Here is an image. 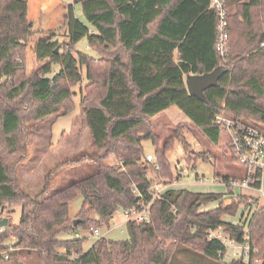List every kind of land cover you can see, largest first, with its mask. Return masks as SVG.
<instances>
[{
    "label": "trees",
    "instance_id": "trees-1",
    "mask_svg": "<svg viewBox=\"0 0 264 264\" xmlns=\"http://www.w3.org/2000/svg\"><path fill=\"white\" fill-rule=\"evenodd\" d=\"M74 2L80 4L84 20L69 4L57 28L40 31L28 17L27 0H0V206L12 201L21 207L18 223L0 233V264L6 260L13 264H255L256 258L263 260L264 204L246 193L224 203V196L234 194L228 185L224 192L167 190L152 201L148 221L126 222L125 239L102 236L84 250V238L60 241L56 235L99 228L101 223L108 226L118 208L139 205L137 192L149 197L155 178L150 174L178 178L165 154L176 138L188 151L182 135L186 124L175 126L160 144L151 122L170 106L182 111L213 145L219 143L221 127L213 119L220 112L264 129V47H260L264 0H228L224 57L215 47L217 17L208 7L209 0ZM36 33L31 47L35 65L29 74L26 46ZM82 38L97 56L75 50ZM82 68L86 83L80 107L94 148L89 159L96 169L64 188L58 207L80 196L84 208L79 214L92 212L99 222L83 216V221L75 219L77 225L68 227L59 209L41 222L39 212L49 198L43 201L23 192L11 174L26 151L23 122L72 109L71 87L82 80ZM216 68L220 70L216 82L202 96L187 91L188 74L202 75ZM146 140L155 146L153 161L146 160ZM109 156L119 163L104 162ZM198 157L207 158L204 153ZM192 160L187 157L188 163ZM222 178L227 182L232 177ZM238 214L235 223L224 219ZM220 225L235 242L247 241V262L225 261L223 243L207 237L209 229ZM11 236L15 243L3 245ZM71 253L73 259L68 258Z\"/></svg>",
    "mask_w": 264,
    "mask_h": 264
},
{
    "label": "rangeland",
    "instance_id": "rangeland-1",
    "mask_svg": "<svg viewBox=\"0 0 264 264\" xmlns=\"http://www.w3.org/2000/svg\"><path fill=\"white\" fill-rule=\"evenodd\" d=\"M61 2L67 6L73 4L76 17L84 20L79 3L74 2V0H61ZM37 36V33L33 35L26 46L27 71L29 74L32 73L35 65L31 47ZM60 37L64 41L68 40L66 37ZM74 48L76 51L97 56L88 45L86 38L79 40ZM82 75V80L71 87L74 92L72 109L66 112L58 111L42 119H30L23 122L22 129L28 136V141L25 144L26 151L23 153L21 161L14 165V172L11 174L13 177L14 174L16 175L19 189L23 192L34 197H42L41 200L43 201L49 198L42 203L45 207L42 205L39 212L42 214L41 222L47 220L51 214L59 209L64 213L62 214L64 219L61 217L64 220L63 223L67 224L68 227L73 224L75 219L80 222L83 221V216L91 217L89 221L99 222L98 217H94L95 214L92 212L85 211L83 214H79V210L84 208L80 196L68 200L61 207H58L59 199L65 195L61 191L73 181L90 175L96 169L94 163L89 159L94 154V148L83 110L80 107L82 89L86 83L83 68ZM151 122L153 131L160 137V144L172 135L175 126L178 124L184 122L188 128L184 129L182 133L188 151L185 152L181 138H176L165 154L174 174H181L180 187L183 186L192 191L224 192L225 186L222 182H219L218 178L233 177L242 172L241 166L231 160V152L226 146L225 136L221 133L219 143L217 145L211 144L198 128H195L190 122L188 123L185 114L176 106L172 105L165 111L160 112L151 118ZM143 146L146 155L151 154L154 156L155 146L149 140L144 141ZM201 153L206 154L207 158H195L196 154ZM188 156L193 157L191 163L187 161ZM104 162L112 165L119 163L113 156H109ZM150 176L155 177L154 180L158 179L152 174ZM57 192L60 193L57 194ZM241 192V194L253 195L259 200L260 204H264V176L262 178L261 193L249 189H242ZM229 195L232 196L233 194ZM215 205L216 202L209 204L206 208ZM20 214L21 207L17 203L5 201L0 206V219L7 218L8 221L6 226L0 227V233L8 225L18 223ZM224 218L226 221L235 223L240 218V214L236 217L226 216ZM73 225L76 226L77 224ZM83 225L86 226L87 224ZM82 228L60 231L56 238L60 241L84 238L83 248L87 250L98 237L88 229ZM108 228L109 231L105 234L107 238L121 240L127 237L126 219L122 210H117L114 213L108 226L101 223L98 229L102 234ZM13 243H15V238L11 236L4 240L3 245ZM230 252L229 249L227 256H224L225 261L231 260L229 258ZM2 263L13 264V261L6 260Z\"/></svg>",
    "mask_w": 264,
    "mask_h": 264
},
{
    "label": "built area",
    "instance_id": "built-area-1",
    "mask_svg": "<svg viewBox=\"0 0 264 264\" xmlns=\"http://www.w3.org/2000/svg\"><path fill=\"white\" fill-rule=\"evenodd\" d=\"M228 0H209V8L214 10L217 22H216V49L221 57H224L228 52V12H227ZM260 47H264V40L260 42ZM213 123L221 127L220 134L225 136V143L231 152V157L238 163L242 172L238 177H232L229 181L225 182L223 178L219 179L225 188L227 185L233 189V195H226L223 197V201L230 202L232 198L242 193V189L256 190L262 192V178L264 176V129L258 128L252 124L246 123L240 119L233 118L220 112L214 116ZM147 161H153L154 156L151 154L146 155ZM178 178H161L153 180L151 186L147 191V196H143L137 192V196L140 198L138 206H132L127 208H118L122 210L126 222L133 221L142 223L150 219V205L153 200L161 198V196L170 189L182 188L180 187V173ZM199 179V178H198ZM116 210V211H117ZM89 231L95 234L98 239L109 231V228L102 234L97 227L90 226ZM207 237L209 239L220 240L226 248L224 256L229 253L230 259L242 258L243 261L249 260V245L247 241L237 243L230 239L223 230V226H218L215 229H209L207 231ZM246 240V239H245ZM74 254L68 255L69 259L74 258ZM262 260L256 258L255 264H260Z\"/></svg>",
    "mask_w": 264,
    "mask_h": 264
},
{
    "label": "crops",
    "instance_id": "crops-1",
    "mask_svg": "<svg viewBox=\"0 0 264 264\" xmlns=\"http://www.w3.org/2000/svg\"><path fill=\"white\" fill-rule=\"evenodd\" d=\"M27 4L28 17L40 31L58 27L67 8L61 0H27Z\"/></svg>",
    "mask_w": 264,
    "mask_h": 264
},
{
    "label": "water",
    "instance_id": "water-1",
    "mask_svg": "<svg viewBox=\"0 0 264 264\" xmlns=\"http://www.w3.org/2000/svg\"><path fill=\"white\" fill-rule=\"evenodd\" d=\"M55 51H57V48L55 49ZM219 73L220 70L216 68L212 72L202 75L188 74L185 78L187 91L190 94H194L199 97L202 96V91L216 82ZM7 221V218L0 219V227L6 226ZM260 264H264V259Z\"/></svg>",
    "mask_w": 264,
    "mask_h": 264
}]
</instances>
